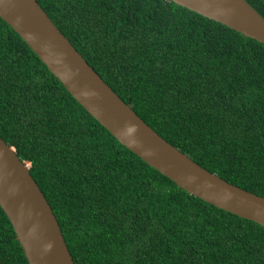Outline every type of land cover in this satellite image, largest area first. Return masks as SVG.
<instances>
[{
	"label": "trees",
	"instance_id": "obj_1",
	"mask_svg": "<svg viewBox=\"0 0 264 264\" xmlns=\"http://www.w3.org/2000/svg\"><path fill=\"white\" fill-rule=\"evenodd\" d=\"M264 18V0H246ZM160 136L264 196V44L170 0H37ZM0 137L74 264H264V226L181 189L92 117L0 17ZM0 264H28L0 207Z\"/></svg>",
	"mask_w": 264,
	"mask_h": 264
},
{
	"label": "water",
	"instance_id": "obj_2",
	"mask_svg": "<svg viewBox=\"0 0 264 264\" xmlns=\"http://www.w3.org/2000/svg\"><path fill=\"white\" fill-rule=\"evenodd\" d=\"M264 44V18L246 0H170ZM0 17L84 109L178 187L264 226V196L204 168L160 136L95 71L37 0H0ZM0 207L28 264H74L58 220L14 147L0 137Z\"/></svg>",
	"mask_w": 264,
	"mask_h": 264
}]
</instances>
